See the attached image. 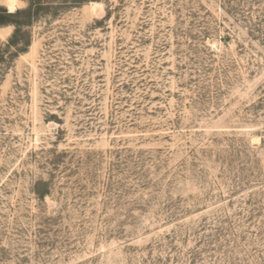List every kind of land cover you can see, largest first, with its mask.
Returning <instances> with one entry per match:
<instances>
[{"label": "rangeland", "instance_id": "obj_1", "mask_svg": "<svg viewBox=\"0 0 264 264\" xmlns=\"http://www.w3.org/2000/svg\"><path fill=\"white\" fill-rule=\"evenodd\" d=\"M0 264H264V0H0Z\"/></svg>", "mask_w": 264, "mask_h": 264}, {"label": "bare ground", "instance_id": "obj_2", "mask_svg": "<svg viewBox=\"0 0 264 264\" xmlns=\"http://www.w3.org/2000/svg\"><path fill=\"white\" fill-rule=\"evenodd\" d=\"M9 7H10V9H13L14 7H13V3H9ZM257 140V139H256Z\"/></svg>", "mask_w": 264, "mask_h": 264}]
</instances>
